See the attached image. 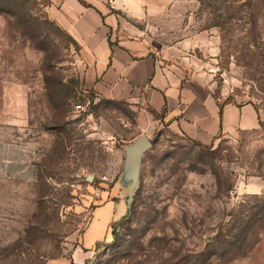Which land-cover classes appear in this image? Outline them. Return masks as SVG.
<instances>
[{
	"label": "rangeland",
	"instance_id": "rangeland-1",
	"mask_svg": "<svg viewBox=\"0 0 264 264\" xmlns=\"http://www.w3.org/2000/svg\"><path fill=\"white\" fill-rule=\"evenodd\" d=\"M50 4L0 0V86L27 88L45 150L36 182H0V264L70 257L97 207L127 203L124 147L141 135L152 145L131 203L84 264H264V123L202 145L147 107L85 92ZM137 24L160 59L264 115V0H177Z\"/></svg>",
	"mask_w": 264,
	"mask_h": 264
},
{
	"label": "crops",
	"instance_id": "crops-1",
	"mask_svg": "<svg viewBox=\"0 0 264 264\" xmlns=\"http://www.w3.org/2000/svg\"><path fill=\"white\" fill-rule=\"evenodd\" d=\"M177 0H51V12L78 46L81 85L95 96L147 107L191 141L210 145L221 137L261 128L253 102L226 101L206 82L174 62L160 59L137 24L152 7ZM0 86V182H36L45 150L28 133V90L18 82ZM123 200L93 211L79 247L57 264H84V250L110 238V227L127 212Z\"/></svg>",
	"mask_w": 264,
	"mask_h": 264
},
{
	"label": "water",
	"instance_id": "water-1",
	"mask_svg": "<svg viewBox=\"0 0 264 264\" xmlns=\"http://www.w3.org/2000/svg\"><path fill=\"white\" fill-rule=\"evenodd\" d=\"M152 142L147 135H141L134 142L124 147L125 162L123 169L124 179L131 184L128 189L127 205L131 203L134 195V190L137 186L140 177L142 158L145 151L151 147ZM91 178V177H90Z\"/></svg>",
	"mask_w": 264,
	"mask_h": 264
},
{
	"label": "built area",
	"instance_id": "built-area-1",
	"mask_svg": "<svg viewBox=\"0 0 264 264\" xmlns=\"http://www.w3.org/2000/svg\"><path fill=\"white\" fill-rule=\"evenodd\" d=\"M110 1L112 2L113 0H110ZM76 108H77V109H81V108H84V107H83V105L78 104V105L76 106Z\"/></svg>",
	"mask_w": 264,
	"mask_h": 264
}]
</instances>
